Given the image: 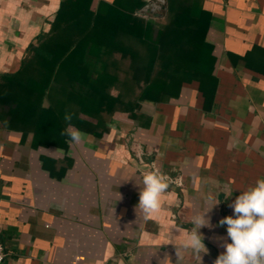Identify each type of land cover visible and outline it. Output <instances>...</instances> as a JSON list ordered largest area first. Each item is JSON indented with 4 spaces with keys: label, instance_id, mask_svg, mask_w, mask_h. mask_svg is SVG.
Listing matches in <instances>:
<instances>
[{
    "label": "crops",
    "instance_id": "0c3cea01",
    "mask_svg": "<svg viewBox=\"0 0 264 264\" xmlns=\"http://www.w3.org/2000/svg\"><path fill=\"white\" fill-rule=\"evenodd\" d=\"M99 1L114 2L93 5ZM120 1L135 8L138 20L166 21L168 0ZM62 2L0 0V73L20 68ZM192 3L209 21L218 80L210 109L199 83H185L167 102L115 112L100 136L81 131L84 142L71 148L34 146L31 133L0 123L5 264H176V246L208 194L222 202L208 213L212 227L199 230L208 249L202 264L224 251L219 238L227 239V225L219 221L233 215L229 205L240 192L264 177V0ZM154 167L171 183L160 212L146 218L136 210L139 184ZM225 185L233 192L227 200ZM182 257L181 264H198L190 250Z\"/></svg>",
    "mask_w": 264,
    "mask_h": 264
},
{
    "label": "trees",
    "instance_id": "16d2710c",
    "mask_svg": "<svg viewBox=\"0 0 264 264\" xmlns=\"http://www.w3.org/2000/svg\"><path fill=\"white\" fill-rule=\"evenodd\" d=\"M63 0L48 32L29 46L20 68L0 73V123L32 134L34 146L66 147L64 116L102 135L117 111L167 102L198 82L210 109L218 87L209 26L197 3L168 0L162 25L138 20L120 0Z\"/></svg>",
    "mask_w": 264,
    "mask_h": 264
},
{
    "label": "clouds",
    "instance_id": "9594fccd",
    "mask_svg": "<svg viewBox=\"0 0 264 264\" xmlns=\"http://www.w3.org/2000/svg\"><path fill=\"white\" fill-rule=\"evenodd\" d=\"M64 119L67 126L60 134L68 137L69 148L82 144L85 134L71 123L73 115L66 113ZM56 151L61 155L64 154L62 149L58 148ZM170 183V178L158 168L154 167L153 170L144 172L139 184L141 188L136 210L138 209L146 218L158 214L161 210V197L169 189ZM232 195V190L225 185L224 200ZM221 202L213 194L205 197V209L192 216V227L186 231L182 244L177 247L173 243L178 257L176 264H181L184 250H190L198 264H202L201 253L207 254L208 249L199 230L203 227H212L208 213ZM229 207L232 208L233 215L222 218L219 226L227 225V239L231 242L219 238L224 240L221 244L224 251L218 255L213 264H264V177L259 178L247 190L240 192ZM176 231L180 232L183 229L177 227Z\"/></svg>",
    "mask_w": 264,
    "mask_h": 264
},
{
    "label": "built area",
    "instance_id": "2783aa9c",
    "mask_svg": "<svg viewBox=\"0 0 264 264\" xmlns=\"http://www.w3.org/2000/svg\"><path fill=\"white\" fill-rule=\"evenodd\" d=\"M8 252L3 242L0 241V264H5Z\"/></svg>",
    "mask_w": 264,
    "mask_h": 264
}]
</instances>
